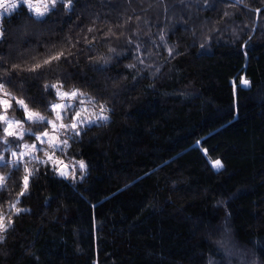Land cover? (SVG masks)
I'll list each match as a JSON object with an SVG mask.
<instances>
[{
  "label": "trees",
  "instance_id": "trees-1",
  "mask_svg": "<svg viewBox=\"0 0 264 264\" xmlns=\"http://www.w3.org/2000/svg\"><path fill=\"white\" fill-rule=\"evenodd\" d=\"M225 11L230 17L215 25L221 32L205 40ZM3 22L0 55L8 62L27 67L53 45L74 54L43 77L18 73L9 91L32 106L43 83L58 79L114 111L57 152L65 164H87L83 182L29 164L40 168L18 205L29 211L12 217L0 264H264V0H74L71 12L58 5L41 23L24 6ZM109 29L118 40L105 36ZM137 32L146 63L162 66L156 78L126 43ZM160 34L181 54L169 59ZM93 36L89 50L85 37ZM98 55H113L104 71L96 70ZM0 173L12 174L0 191L7 215L24 172L0 164ZM225 227L246 256L228 257L217 244Z\"/></svg>",
  "mask_w": 264,
  "mask_h": 264
},
{
  "label": "snow or ice",
  "instance_id": "snow-or-ice-1",
  "mask_svg": "<svg viewBox=\"0 0 264 264\" xmlns=\"http://www.w3.org/2000/svg\"><path fill=\"white\" fill-rule=\"evenodd\" d=\"M232 2L239 4L241 0H232ZM21 4L27 8L37 23L44 22L46 17L54 14L58 5L69 12L74 9V0H0V10H3L0 11V45L8 43V30L4 26V19L10 17ZM197 7H207V5H197ZM255 13L257 19H259L260 9H256ZM230 15L229 12L225 11L221 21L213 22V27L209 29L210 34L205 36V40H210L212 33H220L221 28L216 27V23L222 22L224 18L230 17ZM207 23L208 21H205L204 26ZM222 27L227 29L229 25L222 24ZM87 31L92 33L95 29L88 28ZM231 31L233 35H238L235 28H232ZM249 31L254 32L255 28L249 29ZM121 35H124V33H121ZM138 35L139 33L137 32L127 36L126 43L135 48V60L137 63L142 65L145 71L151 69L152 77L156 78L162 66L146 63L144 52L141 51V45L135 43L133 39V36ZM105 36H113L117 40L119 39V36H116V33L112 32L111 29H109L108 33H105ZM95 39L96 37L93 36L92 40L89 41L85 37V40L90 45L89 50L95 47ZM159 40L166 49L169 59H174L181 54L176 50V46L168 45L163 34L159 35ZM250 40L251 36H249ZM249 41H245L242 46L247 48ZM152 44L157 48L161 46L156 45L155 41H152ZM75 46V44H72V47ZM200 47L203 48L204 44L202 43ZM107 51L116 57L120 56L115 47L109 46ZM72 55L74 54L70 48L65 49L53 45L42 58L38 59L36 56H32L30 58L32 63L28 64L27 67H22L21 63L16 62V59L8 62L0 55V124L3 126V135L0 136V142L7 146L0 152V164L4 167L10 166L14 172H19L22 167L24 172L19 181L20 191L16 194V199L9 203L8 214L6 215L3 210H0V245L6 242L7 233L14 226L15 221L12 217L29 211L18 207L20 198L30 194L31 181L40 172V168L29 167V164H39L47 167L55 175L63 179H70L73 184L77 180L83 182L87 173V164L83 160L76 161L71 165L65 164L57 156V152L66 153L72 148L74 143H79L82 140L83 136L87 134V131L93 125L102 126L110 122V113L114 110L107 105L102 97L93 96L76 86L65 90V83L58 79L55 82L43 83L42 93L38 98H33L32 106L25 99H21L9 91L7 86L13 84V77L18 73L27 72L37 77H43L45 72H54L62 62H68V57ZM112 59L113 55H98L95 57V62L100 64V67L96 70L104 71ZM24 63H27V61H24ZM126 67L128 69H136L137 65L133 63L126 65ZM243 83L248 85L250 81L245 79ZM116 86L113 83V87ZM50 96H54L56 101L50 100ZM13 104L21 112V119L8 115L9 110L13 108ZM38 107H43L45 112L50 113V115H45V112L39 111ZM25 125H42V127L33 132L30 127L26 129ZM26 135L29 139H33L34 142L31 144L24 142ZM9 138L20 142L17 144L16 150H12ZM199 143L197 141L198 145ZM39 153L43 154V158L38 155ZM203 153L207 156L208 149L204 148ZM5 154H8L10 158L6 159ZM211 166L219 171L224 167V164L220 159H215L211 161ZM77 167L79 168V175H77ZM11 179V173L7 175L0 173V191L7 190V182ZM216 242L228 257L234 255L243 257L247 255L246 253L235 251L236 246L233 243L231 230L227 227H225L220 234V239ZM209 264H213L212 260H209ZM243 264H255V261H243Z\"/></svg>",
  "mask_w": 264,
  "mask_h": 264
},
{
  "label": "rangeland",
  "instance_id": "rangeland-1",
  "mask_svg": "<svg viewBox=\"0 0 264 264\" xmlns=\"http://www.w3.org/2000/svg\"><path fill=\"white\" fill-rule=\"evenodd\" d=\"M22 6H23V5L21 4L20 7H22ZM20 7H18V8H20ZM18 8H17V9H18ZM17 9H16V10H17ZM0 11H3V10H0ZM243 80H245V79H243ZM243 85L246 86L244 83H243ZM8 115H9V116H14L16 119H21V118H22V116H21V112H20L18 109H16L15 104H13V108H12L11 110H9ZM2 127H3L2 124H0V136L3 135ZM29 127L31 128V130H32L33 132H35V131H37L40 127H42V125H25V128H26V129L29 128ZM24 142L31 144V143L34 142V140H33V139H29V137L26 135V136H25V140H24ZM9 143H10V145H11L12 150H16V148H17V144H19L20 142H19V141H14L12 138H9ZM5 147H7V146L3 145L2 142H0V148L4 149ZM5 155L8 156V157L10 158V156H9L8 154H5ZM6 158H7V157H6Z\"/></svg>",
  "mask_w": 264,
  "mask_h": 264
}]
</instances>
